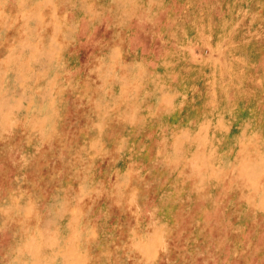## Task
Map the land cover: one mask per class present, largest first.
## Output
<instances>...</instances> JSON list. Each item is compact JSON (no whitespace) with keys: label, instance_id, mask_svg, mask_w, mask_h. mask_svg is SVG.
Masks as SVG:
<instances>
[{"label":"rangeland","instance_id":"374dc122","mask_svg":"<svg viewBox=\"0 0 264 264\" xmlns=\"http://www.w3.org/2000/svg\"><path fill=\"white\" fill-rule=\"evenodd\" d=\"M0 264H264V0H0Z\"/></svg>","mask_w":264,"mask_h":264}]
</instances>
